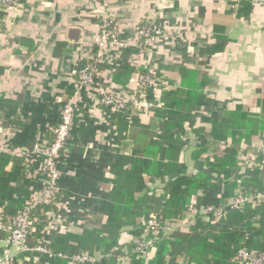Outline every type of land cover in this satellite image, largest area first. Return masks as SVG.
Returning <instances> with one entry per match:
<instances>
[{
    "label": "crops",
    "instance_id": "obj_1",
    "mask_svg": "<svg viewBox=\"0 0 264 264\" xmlns=\"http://www.w3.org/2000/svg\"><path fill=\"white\" fill-rule=\"evenodd\" d=\"M104 18L113 20L127 46L100 64L97 88L126 98L133 75L125 71L134 68L133 54L139 52L133 45L135 28L146 20L157 37L141 50L140 68L165 79L167 90L178 87L183 68L207 75L202 96L177 133L182 147L174 161L165 155L153 167L154 159L145 154L147 143L157 140L159 134L162 119L157 111L164 108L158 98L161 89L148 98L146 111L130 114L133 123L122 133L121 124L113 121V112L97 101L92 90L77 89L81 70L98 52L95 40ZM67 103L72 106L73 119L70 138L56 158L58 196L42 234L47 244L74 246L78 240L63 236L80 237L85 227L99 228L98 220L105 224L106 198L113 197L108 202L113 209L118 206L116 199L140 198L137 209L143 214L141 221L145 220L156 213L165 199L164 187L175 176L204 173L216 179L215 187L193 197L191 204L198 209L223 205L240 193L243 183L257 181L252 184L256 186L264 181V124L238 145L229 137L217 144L212 137V124L237 108L264 123V0H19L17 10H0V155L24 161L35 154L25 166L27 183L22 184L20 176L0 195L5 204L17 208L4 207L10 220L25 200L42 188V157L34 153V146L37 140L47 146ZM230 147L237 152L235 166L209 168ZM143 160L151 163L140 174L145 189L139 194L135 191L139 173L132 167ZM169 161L177 168L158 177ZM11 168L9 163L4 172L10 173ZM128 172L134 180L125 184L123 193L118 192L115 184L122 183L118 181ZM260 210L247 222L224 221V226H257L263 221L264 202ZM257 216L258 222L253 223ZM140 224L122 229L117 247L109 253H95L94 264H106L111 255H126L132 247V233L140 230ZM5 238L0 230V257ZM154 256L151 247L147 258ZM16 257V264H44L41 256ZM164 261L183 263L181 257L170 255Z\"/></svg>",
    "mask_w": 264,
    "mask_h": 264
},
{
    "label": "trees",
    "instance_id": "obj_2",
    "mask_svg": "<svg viewBox=\"0 0 264 264\" xmlns=\"http://www.w3.org/2000/svg\"><path fill=\"white\" fill-rule=\"evenodd\" d=\"M143 25L144 22H141L136 26L135 36L136 31ZM221 49L223 50V48ZM102 63H104V61ZM99 67L100 64L97 68L98 72ZM139 71L142 74H149L154 78L161 79L164 82L166 81L158 75L148 73L143 68H140ZM135 72V68H131L126 69L125 74L132 76ZM179 79L180 81L177 88L167 90L164 87L161 89L158 96L164 107L163 110L157 111V117L162 119L158 124L159 134H157V140L147 143L148 150L145 152L147 156L154 159L155 164L153 167L163 160L165 155L166 157H171V159L173 156L178 155L182 146L177 142L179 138L177 133L180 132L183 124L190 119L198 98L202 96L203 90L208 84V78L204 72L186 68L179 71ZM132 112L133 109L113 112V121L118 122V126L121 124V126L118 127L120 133L125 131L127 125L129 126L133 123V119L130 116ZM262 124L264 123L261 120L247 116L242 108H237L234 112L224 115L220 122L212 124V137L217 144L221 141H226L229 137L232 139L233 145H238L242 140L247 142L252 135L258 132L257 129H260ZM53 142L54 136L52 135L51 140L47 142L48 144L44 149L49 148ZM222 152L223 154L219 156L221 159L216 158L214 164L208 165L209 168L223 170L235 166L237 152L231 147ZM200 154L201 152H198L195 155L198 157ZM34 158L35 154L29 155L24 161H20L0 155V195L6 192L11 183L17 182L20 176V180L23 181L22 184L27 183L28 180L25 177L26 174L24 171L25 166ZM172 160L174 161V159ZM9 163L12 165L11 172L6 173L4 172V168ZM150 163L151 161L149 160H143L138 163V165H133L132 167L133 170L135 169L138 171L137 173H139L137 176L138 179L135 178L138 180V186L135 187V191L139 194L145 189L140 174L146 172L147 168L150 167ZM159 167H161V165ZM166 167L167 170L164 174H158V177L172 173L177 168V165L169 161ZM122 175L123 178L121 181H118L122 183H116L115 189L123 193L125 184H129V181L134 180V178L132 175H129V172ZM216 182V179L204 173H198L193 176H175L170 179L163 190L165 199L160 203L156 213L152 216L159 227L170 225L173 229L172 232L165 234L160 231L157 236L153 233L147 236L145 241L150 242L151 247L155 249V256L151 260H148L146 255L143 256L138 252L131 242L132 247L129 249L128 253L120 256L126 259L123 264H165L164 259L167 255H170V257H181L182 264H239L237 252L241 249L252 253H264V246L262 245V239L264 240V214L262 216L263 221L257 224V226L246 223L245 225L237 224L235 227H225V222L212 224L211 219L202 214L194 217L190 215L188 208L191 205V199L197 195L202 196L212 190ZM256 183L257 181L243 183V189L233 198L238 195L257 196L264 194V181H260L259 185H252ZM230 186L235 187L236 183ZM255 187L256 189H254ZM57 196L58 193L54 196V205H40L34 212L37 220L33 224V231L30 233L29 237V244L33 247L43 241L42 234L47 225V217L49 214L55 212L54 207ZM111 198H106L107 204L105 205V210L107 212V220L105 224H101V221L98 220L97 223L99 224V228L85 227L80 237L63 236L64 238L78 240V243H75L74 246L68 244L63 246L59 243L50 245L46 243L45 246L47 249L53 254H66L65 251L69 250L70 254L68 255H81L86 253L90 256H94L95 253L101 250L107 251V253L111 252L113 248L117 247L116 238L119 232L124 228L133 227L138 223L140 224L143 218V214L137 209L140 198H137V200L130 199L129 197L116 199L114 202H116L118 206H115V209L108 204V202L112 201ZM23 206L24 203L15 212L13 217ZM213 206H215V204H213ZM4 207H9L11 210L17 209L14 208V206L5 204L0 199V209L5 211ZM260 211H257L251 203H247L241 209H228L225 215V221H233L234 223L247 222ZM92 218L93 216H91L86 223L90 222ZM181 222H185V225L181 226ZM132 235L131 241L133 238H138L141 235L140 230L133 232ZM64 243L63 241V244ZM21 256H41V261L44 264H78L61 259L57 256L48 257L47 255L36 252L21 253ZM118 258V256L111 255V257L107 259L106 264H121ZM13 264L16 263L14 262Z\"/></svg>",
    "mask_w": 264,
    "mask_h": 264
},
{
    "label": "built area",
    "instance_id": "obj_3",
    "mask_svg": "<svg viewBox=\"0 0 264 264\" xmlns=\"http://www.w3.org/2000/svg\"><path fill=\"white\" fill-rule=\"evenodd\" d=\"M97 1V0H93ZM19 8V0H0V10L10 13ZM155 40L154 33H151V23L146 20L144 25L136 31L134 44L140 51L147 44ZM136 43V44H135ZM95 45L98 49L96 57L89 62L80 72L77 89L78 91L92 90L97 98V101L103 106L109 108L112 112L121 110L146 111L148 108V100L146 92L154 89H168L167 82L154 78L149 74H142L136 67L138 60H134L133 67L136 72L129 80L128 94L126 98H119L112 90L107 88H97L95 86V77L97 75L98 65L107 60L111 54H117L125 48L127 44L120 39L118 28L115 26L111 18H104L100 36L96 38ZM73 119V109L71 104L67 103L63 109L62 116L58 126L54 129V142L49 148H45L44 144L37 140L34 146V153L40 154L41 172L44 175V182L41 190L33 197L25 200L24 206L10 220L0 209V230L6 234L5 245L0 257V264H13L18 254L25 252H36L47 255L48 257L57 256L61 259L69 260L78 264H94V257L88 254L68 255V254H53L50 252L46 242L41 241L37 246L33 247L29 244L30 233L33 231V224L37 218L34 214L37 207L40 205H54V196L58 192L57 180L59 178V170L56 163L57 155L63 150L70 138V125ZM41 150V151H39ZM247 166L250 165L245 161ZM264 202V194L257 196L238 195L237 197L227 201L223 205L213 206L208 205L202 209L196 208L191 204L188 212L192 217L202 214L211 219L212 224L224 223L225 215L228 209H241L245 204L251 203L257 211H260ZM259 216L252 220L257 223ZM170 225L159 227L153 216H149L144 220L140 228V236L133 238L132 243L136 250L145 256L147 245L150 242L145 241L147 236L153 233L155 236L161 231L165 234L172 232ZM124 257H119L118 261L123 264ZM237 260L239 264H264V253L247 252L243 249L237 252Z\"/></svg>",
    "mask_w": 264,
    "mask_h": 264
},
{
    "label": "rangeland",
    "instance_id": "obj_4",
    "mask_svg": "<svg viewBox=\"0 0 264 264\" xmlns=\"http://www.w3.org/2000/svg\"><path fill=\"white\" fill-rule=\"evenodd\" d=\"M154 32H155V30H154ZM155 37H157V35H155ZM134 44V43H133ZM125 50V48H123L122 50H120L119 52H122V51H124ZM118 52V53H119ZM134 53H135V51H134ZM116 55V54H115ZM111 56H114V54H111ZM133 56H134V58H133V60H132V63L134 62V60H138V64L136 65V67H138V68H140L141 67V64H140V60H141V51L139 50V52H137V53H135V54H133ZM134 64V63H133ZM132 64V65H133ZM168 86H169V83H168ZM160 89V88H159ZM158 89H154V90H149V91H147L146 92V96H147V100H148V98H151L152 97V95H153V93L155 92V91H157ZM154 98V97H153ZM202 98H204V97H202ZM42 173V172H41ZM42 178H43V182H44V175L42 174ZM144 222V220L141 222V226H142V223ZM185 225V222H181V226H184ZM141 226H140V228H141ZM151 249V244L150 243H148V245H147V251H146V256L148 257V253H149V250Z\"/></svg>",
    "mask_w": 264,
    "mask_h": 264
}]
</instances>
